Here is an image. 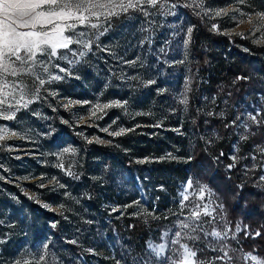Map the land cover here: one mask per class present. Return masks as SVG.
<instances>
[{
  "label": "rangeland",
  "instance_id": "1",
  "mask_svg": "<svg viewBox=\"0 0 264 264\" xmlns=\"http://www.w3.org/2000/svg\"><path fill=\"white\" fill-rule=\"evenodd\" d=\"M172 2L183 5L185 0ZM205 2L212 9L238 6L236 0ZM241 8L244 12L259 11L252 6ZM191 13L195 14L191 8L180 6L175 9V15L157 13L144 17L135 13L114 18L108 31L95 40L94 47L80 63L72 65L67 61H59L61 67H66L71 75L46 85L47 92L42 90L41 99L31 104L28 110H21L16 121H0V125L7 124L11 131L23 137H13L0 147V165H3L0 168V264H13L21 257L27 258V253L38 255L45 244L49 245V264H105L107 261L108 264H114V259L121 257L126 262L131 263L132 260L133 264V258L139 256L148 261V264H158L147 245L168 243L169 249L176 247L170 243L173 232L179 230L176 221L184 219L191 210L189 205L183 210L184 215H180V193L189 178L208 185L215 194V204L224 205L223 214L228 220L227 207L221 202L218 192L221 189L214 184L212 174L207 180H202L195 171H191L182 179L166 171L170 164L176 168L189 161V156L184 155L180 145L173 142L167 132L184 134L182 124L185 125L187 121L179 103L185 93L186 83L190 88L192 76L189 65L191 42L187 47L184 45L187 28L194 26L190 20ZM204 19L209 22L210 27L212 23H217L220 26L218 32L233 33L232 35L243 32L244 36L252 40L255 38L249 35L252 26L247 23L246 17L245 22L239 26V15L235 20L228 16L214 20ZM72 58L69 54V59ZM197 71L199 72L198 69ZM149 80L154 83L147 84ZM161 89L165 91L161 92ZM51 92L56 95H50ZM244 97V100L231 104L232 110L225 103L215 100L207 104V110L211 116L223 119L228 125L227 138L232 143L230 157L235 154L243 158L234 167L237 169L238 179H255L258 182V177L264 175V169L259 167L264 165V153L259 151V148H264V122L252 124L247 117L249 113L259 112L258 119L264 121V100L255 97L252 91ZM69 100L90 103L73 104L65 109L63 105ZM117 100L127 101V109L109 108L105 110L106 115L97 113L103 115L100 120L90 117L91 105ZM238 116L240 119L233 125L231 122ZM113 121L116 123L113 124ZM245 122L249 124L248 128L242 127ZM157 124L161 126L154 127ZM110 125V132L119 128L132 131H126L121 136H110L101 131ZM67 126L69 131L66 130ZM124 135L129 136L122 142L119 138ZM142 135L147 137L145 141L140 138ZM241 135H247L248 139L241 140ZM85 137H99L104 141L100 144L109 145L111 161L94 158L93 147ZM175 146L178 148L174 149ZM147 147H150V152L140 156ZM65 148L75 149V153L64 156V169H61L56 167L57 157ZM83 152L89 156L88 160L82 159ZM168 153L176 159H158ZM253 156L255 160L252 159ZM141 160L146 162L139 163ZM120 162H124L123 166L119 165ZM254 164L258 167L253 169ZM227 165L224 164V167L229 171ZM69 167L75 175L67 174L66 169ZM199 174L206 173L203 169ZM52 178L63 187L52 183ZM41 184L44 186L41 187ZM20 194L27 200H20ZM96 194L101 196V208L99 207L98 212L91 213L85 200H93ZM127 196L130 198L128 201L125 199ZM133 201L140 202L138 208L154 210L160 219L148 218L145 223L143 216L130 215L137 211V207L126 209L124 206ZM44 204L49 205V208L43 207ZM44 212H48L51 217L44 218ZM219 212L217 208V213L213 215L217 216ZM125 215L129 218L130 225L140 222L143 226L140 239L136 240L132 235L129 225L112 223L113 219ZM203 219L207 221L211 218ZM229 227L232 228L230 224ZM213 228L222 229L223 224L218 219L203 224L206 232ZM169 229L172 232L162 238L163 233ZM110 232H113L115 240H110ZM54 233L57 234L56 238ZM197 234L201 236V240L195 242V248L202 250L198 251L197 259H211L222 254L214 253L209 245V242L216 244L213 237H204L202 232ZM142 239H145L144 244L137 246ZM223 242L230 246L232 264H244L236 257L249 251H243L231 234ZM182 243L193 246V242L187 239L182 240ZM73 245L77 246L76 250ZM89 249L92 251H88ZM169 249L165 250L166 256H171ZM232 249L237 251L233 252ZM258 256L264 258L259 254ZM248 264L252 262L249 261Z\"/></svg>",
  "mask_w": 264,
  "mask_h": 264
},
{
  "label": "snow or ice",
  "instance_id": "2",
  "mask_svg": "<svg viewBox=\"0 0 264 264\" xmlns=\"http://www.w3.org/2000/svg\"><path fill=\"white\" fill-rule=\"evenodd\" d=\"M236 2L238 6L231 9H212L206 5L205 0H185L183 5L172 2V0H0V121H16L17 114L21 110H28L31 104L41 99L42 90L47 92L46 85L71 75L72 73L66 67H61L59 61H67L72 65L80 63L81 59L87 56L94 47L95 40L111 27V21L122 15L135 13H140L144 17L157 13L175 15V9L180 6L191 8L201 19L214 20L215 18L228 16L229 19L235 20L239 15L241 19L237 21V26L243 24L246 17L247 23L252 26L249 35L255 37L253 42L264 45V11L244 12L241 6L251 7L248 0H236ZM149 9L155 11L150 12ZM193 27H188L186 30L185 47L191 42ZM210 30L218 32L220 26L217 23H212ZM257 33H259V36H257ZM224 34L231 35L233 33ZM234 34L242 37L245 35L243 32H235ZM69 54L73 57L72 59H69ZM183 62L178 61V63ZM125 63L134 64L135 61H125ZM61 73L64 75H61ZM237 79H247V77H237ZM152 83L154 81H147V84ZM189 90L188 83H186L185 93L180 100L183 105L188 103L187 92ZM160 91L165 90L161 89ZM49 94L56 95L55 92ZM79 103L89 104L90 102L69 100L63 107L68 109L71 105ZM109 108L126 110L127 101L117 100L91 105L90 117L96 120L103 119V115L107 114L105 110ZM137 115H140V113ZM258 116L259 112L256 114L249 113L247 120L251 121L252 124L259 125L264 121L259 120ZM239 119L238 116L231 123L235 125ZM64 123H68V121H64ZM115 123L116 121H113V124ZM160 126V124L154 125V127ZM225 126L228 127V125ZM110 127L111 125L101 129V131L108 133L110 136H121L126 131H132V129L119 128L117 131L110 132ZM242 127L248 128L249 124L245 122ZM176 131L179 130L176 129ZM13 137L23 138L19 133L11 131L7 124L0 125V147H3L5 142ZM85 139L88 143L104 142L99 137H93L92 139L85 137ZM240 139L247 140L248 136L241 135ZM259 151L264 153V148H259ZM70 153L74 154L75 149L65 148L57 157L56 167L64 169L63 158ZM220 155L223 156L224 154L221 153ZM158 159H176V157L168 153ZM187 159L191 160L192 157L189 156ZM215 159L218 161L219 157ZM230 159L233 163L227 165L229 170L236 167V162L243 158L234 154ZM252 159L255 160V156ZM138 162L144 163L146 161L141 160ZM2 167L3 165H0V168ZM256 167L258 166L254 164L253 169ZM259 167L264 169V165H259ZM66 172L69 176L75 175L70 167L66 169ZM51 182L58 185L55 178H52ZM43 186L41 184V187ZM58 186L63 187V185ZM257 186L264 187V175L258 177ZM238 187L243 188V185ZM214 196L215 194L208 185L193 181L191 178L187 180L184 190L180 193V215H184L183 210L188 208L189 205H191V210L184 219L176 221L179 230L173 232L170 241L176 247L169 249L168 243L158 245L148 243L147 245L151 250V255L157 258L158 264H216V262L225 261L227 264H232L233 257L229 255L230 246L223 241L228 239L229 234H231L232 239H237L236 233L240 232L241 228L237 225L233 231L229 227L230 222L223 214L224 205H216ZM37 202L39 203V201ZM139 203V201H133L132 204L124 207L126 209L137 207ZM43 207L49 208V205L44 204ZM61 208H63V205H61ZM217 208L220 212L217 216H214L213 214L217 213ZM113 211H117V209H113ZM121 215H123V212H121ZM130 215L143 216L145 223L148 222V218L160 219L159 216L155 215L154 210L149 211L138 207L137 211L130 213ZM204 217L211 219L205 221ZM217 219L223 224L222 229L213 228L210 232L204 231V223H212ZM129 227H134V225ZM169 232H172V229L163 233L162 238L167 237ZM201 232L204 237L211 236L215 239L216 244L209 242V245L214 252L222 253L221 255H216L211 259H197L198 251L202 250L195 248V242L201 240V236L197 234ZM244 235L255 238L260 237L262 234L260 231L255 233L245 231ZM184 239L192 241L193 246L182 243ZM72 243H76V241H72ZM48 249L49 245L45 244L40 254L27 253V258L21 257L13 264H49L50 254ZM166 249L170 250L171 256L165 255ZM88 251H92V249ZM232 251L236 252L237 250L232 249ZM236 259L242 260L244 264H248L249 261L252 264H264V258H260L253 252L244 253ZM122 262L127 264L123 257L114 259V264H122ZM133 264H148V261L135 257L133 258Z\"/></svg>",
  "mask_w": 264,
  "mask_h": 264
},
{
  "label": "trees",
  "instance_id": "3",
  "mask_svg": "<svg viewBox=\"0 0 264 264\" xmlns=\"http://www.w3.org/2000/svg\"><path fill=\"white\" fill-rule=\"evenodd\" d=\"M248 2L253 8L264 11V0H248ZM190 20L194 25L189 63L192 76L190 77V90L187 92L188 103L187 105L179 103L187 121L185 125L182 124L184 134L174 135L169 131L167 136L180 145L184 155L191 156L192 159L187 164L181 163L176 168L170 164L169 170L166 169V171H170L182 179H185L191 171H195L202 180L204 178L207 180L212 174L214 184L221 189L218 192L222 198L221 202L227 207V218L232 230L234 231L237 225L241 228V231L236 233L237 244L243 251L253 252L264 257V187L257 186L258 182L255 179L239 180L236 168L225 170L224 164L227 165L231 161L232 143L228 142L227 138L229 129L225 126L226 121L209 115L207 110V104L214 100L218 103H225L232 110L231 104L244 100L245 94L251 91L255 97L264 100V45H258L246 36L226 35L222 32L212 31L206 19H201L200 16L193 13L190 14ZM237 77H247V79H237ZM176 124L179 125L177 122ZM66 130L69 131L68 126ZM127 136L129 135H124L119 140L125 142ZM140 138L142 141L147 139L145 135ZM83 143H86V140H83ZM89 144L93 147L94 158L111 161L112 158L108 153L109 145L97 142ZM177 148L175 146L174 149ZM148 152H150V147H147L146 150L143 149L139 155H147ZM221 153L224 155L221 156ZM216 157H219L218 161L215 159ZM82 159L88 160L89 156L83 152ZM123 164L124 162L119 163L120 166ZM203 169L206 174H199ZM239 185H243V188L238 187ZM98 195L96 194L93 200H85L91 213L98 212L101 208V196ZM21 199L27 200L23 194H20ZM125 199L128 201L130 198L127 196ZM38 209L41 211L40 208ZM42 215L44 218L51 217L48 212H44ZM55 220H57V216H55ZM131 222L133 221L131 220ZM112 223L119 224V226H130L127 215L113 219ZM133 225L131 233L138 240L143 235V226L140 222L133 223ZM245 231L249 233L260 231L262 235L255 238L246 237ZM54 237H57L56 233H54ZM109 237L110 240H115L113 232L109 233ZM53 241L57 242L58 240ZM144 242L145 239L139 240L137 246ZM72 247L77 249L75 245ZM108 263V261L105 262V264ZM127 263L132 264V260L131 263Z\"/></svg>",
  "mask_w": 264,
  "mask_h": 264
}]
</instances>
